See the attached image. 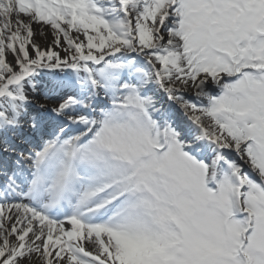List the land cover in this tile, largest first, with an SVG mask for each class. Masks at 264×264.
Instances as JSON below:
<instances>
[{
  "label": "snow or ice",
  "instance_id": "snow-or-ice-1",
  "mask_svg": "<svg viewBox=\"0 0 264 264\" xmlns=\"http://www.w3.org/2000/svg\"><path fill=\"white\" fill-rule=\"evenodd\" d=\"M0 264H264V0H0Z\"/></svg>",
  "mask_w": 264,
  "mask_h": 264
},
{
  "label": "bare ground",
  "instance_id": "bare-ground-1",
  "mask_svg": "<svg viewBox=\"0 0 264 264\" xmlns=\"http://www.w3.org/2000/svg\"><path fill=\"white\" fill-rule=\"evenodd\" d=\"M41 43H44V41H41ZM87 246V245H86Z\"/></svg>",
  "mask_w": 264,
  "mask_h": 264
}]
</instances>
